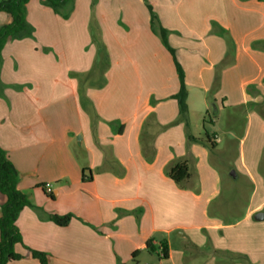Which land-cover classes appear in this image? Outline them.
<instances>
[{
    "label": "crops",
    "instance_id": "crops-1",
    "mask_svg": "<svg viewBox=\"0 0 264 264\" xmlns=\"http://www.w3.org/2000/svg\"><path fill=\"white\" fill-rule=\"evenodd\" d=\"M25 18L0 53V148L28 200L7 264H264V0H28ZM236 148L225 178L211 155Z\"/></svg>",
    "mask_w": 264,
    "mask_h": 264
},
{
    "label": "trees",
    "instance_id": "trees-1",
    "mask_svg": "<svg viewBox=\"0 0 264 264\" xmlns=\"http://www.w3.org/2000/svg\"><path fill=\"white\" fill-rule=\"evenodd\" d=\"M28 0H2L0 1V13H5L10 17V23L0 27V53L6 43L10 39H21L30 36L31 27L27 24L25 18V4ZM72 0H43V3L50 7L54 12L58 13L68 2ZM150 11V24L156 25V17ZM158 34L162 44L168 52L174 56V51L167 45L166 31L161 27L158 28ZM176 73L179 80V90L174 95V99L178 103L179 113L182 120L187 123V105H186V89L184 84V74L179 64L175 61ZM191 140H194L191 138ZM168 177L177 185H182L189 179V168L185 162L176 163L168 168ZM18 174L8 160L6 153L0 148V195L4 197V202L0 205V264L19 260L21 255L14 253V246L21 244L19 231L16 227V219L20 211L28 205L27 197L17 188ZM72 217L52 216L51 220L58 226H65ZM147 249L154 252L153 247L148 242ZM161 258L167 257V247L165 243H161ZM30 256L36 259L40 264H47L45 254L29 250Z\"/></svg>",
    "mask_w": 264,
    "mask_h": 264
},
{
    "label": "rangeland",
    "instance_id": "rangeland-1",
    "mask_svg": "<svg viewBox=\"0 0 264 264\" xmlns=\"http://www.w3.org/2000/svg\"><path fill=\"white\" fill-rule=\"evenodd\" d=\"M2 1V0H0ZM235 147V146H234ZM238 157V153H237V148H236V152L234 151H226L224 153H212L211 155V160H212V163L215 164V165H218L220 166V170L222 172V176L223 177H229L231 172H234L232 170V168H228L226 165L222 164V163H233V161H235Z\"/></svg>",
    "mask_w": 264,
    "mask_h": 264
},
{
    "label": "built area",
    "instance_id": "built-area-1",
    "mask_svg": "<svg viewBox=\"0 0 264 264\" xmlns=\"http://www.w3.org/2000/svg\"><path fill=\"white\" fill-rule=\"evenodd\" d=\"M44 189L46 190L47 193H50L51 192L50 186H45Z\"/></svg>",
    "mask_w": 264,
    "mask_h": 264
},
{
    "label": "water",
    "instance_id": "water-1",
    "mask_svg": "<svg viewBox=\"0 0 264 264\" xmlns=\"http://www.w3.org/2000/svg\"><path fill=\"white\" fill-rule=\"evenodd\" d=\"M259 215V214H258ZM259 217V216H258ZM258 217H255V218H258Z\"/></svg>",
    "mask_w": 264,
    "mask_h": 264
}]
</instances>
